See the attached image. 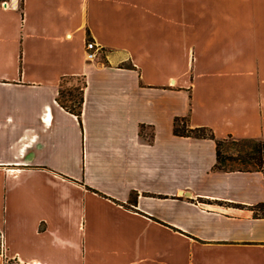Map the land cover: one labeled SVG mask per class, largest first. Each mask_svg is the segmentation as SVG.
Listing matches in <instances>:
<instances>
[{"label":"crops","instance_id":"0c3cea01","mask_svg":"<svg viewBox=\"0 0 264 264\" xmlns=\"http://www.w3.org/2000/svg\"><path fill=\"white\" fill-rule=\"evenodd\" d=\"M65 75L85 77L81 121ZM178 116L264 139V0H0L6 255L264 264L263 172L216 170V140Z\"/></svg>","mask_w":264,"mask_h":264},{"label":"trees","instance_id":"16d2710c","mask_svg":"<svg viewBox=\"0 0 264 264\" xmlns=\"http://www.w3.org/2000/svg\"><path fill=\"white\" fill-rule=\"evenodd\" d=\"M76 82H81L78 85ZM66 87L67 94H64V86ZM86 86V80L84 76L77 75H65L60 80L59 95L57 97L58 102L65 107L68 111L76 114L81 121L82 106L84 102V88ZM75 91H79L78 94H74ZM67 96V97H66ZM183 123V124H181ZM174 132L181 136H192L196 138H211L216 140L217 145V161L214 165L216 170L233 171V170H258L264 174V139L255 138H242L240 139L244 147L238 151L236 156L224 154L222 146L224 139L216 138L212 129L208 127H195L192 128L188 124L187 117H176L174 119ZM239 160L243 166H233L228 164L229 161ZM255 215L258 217H264V202L253 206ZM5 264H39L29 263L20 260L17 256L9 257Z\"/></svg>","mask_w":264,"mask_h":264},{"label":"rangeland","instance_id":"374dc122","mask_svg":"<svg viewBox=\"0 0 264 264\" xmlns=\"http://www.w3.org/2000/svg\"><path fill=\"white\" fill-rule=\"evenodd\" d=\"M105 58V54H98L97 59L98 60H102ZM78 85H81V82H76ZM68 86V84H66L63 88L64 90V94H67V89L66 87ZM79 91H75L74 94H78ZM67 97V96H66ZM183 124V123H181ZM224 139V144L222 146V151L224 154L227 155H233L236 156L238 154V151H240L243 147L244 144L240 139L231 137V136H227ZM228 164H231L233 166H243L239 160L237 161H229ZM1 229V228H0ZM3 233V236H2ZM10 256L6 255V246H5V239H4V232L2 230H0V264H5L6 260L9 258Z\"/></svg>","mask_w":264,"mask_h":264},{"label":"built area","instance_id":"2783aa9c","mask_svg":"<svg viewBox=\"0 0 264 264\" xmlns=\"http://www.w3.org/2000/svg\"><path fill=\"white\" fill-rule=\"evenodd\" d=\"M3 3L5 5V3L7 2H3ZM86 48H87L88 57L91 59H95L97 57V50H98L96 43L94 41H88ZM2 236H3V233H2Z\"/></svg>","mask_w":264,"mask_h":264}]
</instances>
